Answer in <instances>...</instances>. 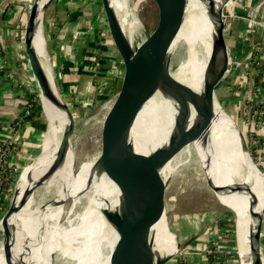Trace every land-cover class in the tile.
I'll return each mask as SVG.
<instances>
[{"label":"bare ground","instance_id":"6f19581e","mask_svg":"<svg viewBox=\"0 0 264 264\" xmlns=\"http://www.w3.org/2000/svg\"><path fill=\"white\" fill-rule=\"evenodd\" d=\"M109 1L131 49L140 46L136 45V36L143 32L144 25L132 10L130 0ZM228 2L185 0L182 3L183 21L169 53L175 56L181 48L185 52V59L171 71L181 91L179 104L163 89L152 93L147 79L149 49L139 52L125 68L143 104L130 134V141L138 153L170 154L200 121L205 93L222 67L223 57L213 48L218 38L220 14H224ZM170 5L177 8L178 1L172 0ZM35 44L39 60L47 64L45 36L41 29ZM48 71L52 73L50 68ZM44 110L49 132L43 135L41 156L22 170L21 189L25 188L27 178L44 172L61 154L65 120L47 104ZM114 114L113 101L103 121L100 153L76 171L75 157L71 154L61 175H55L38 189L42 190L39 199L36 190L23 211L12 219L19 229L17 243L10 250L14 264H53L56 255L74 260L76 264H135L140 252L141 231L122 211L125 205L122 188L138 189L130 173L127 150L115 125ZM72 166L75 174L71 176ZM187 169L195 170L204 182L210 177L218 190L217 200L225 207L231 206L237 217L240 264H254L256 228L264 216L262 171L247 153L244 137L235 122L218 101L205 136L160 169L166 190L172 177ZM52 193L54 198L46 202ZM82 200L86 206L77 223L62 227L65 207L62 203L70 201L71 210H74ZM43 207L45 210L41 211ZM167 214L165 209V214L153 225V249L161 256L177 253L176 238V244L169 243ZM119 220L122 223L118 226ZM2 247L0 243V264H5Z\"/></svg>","mask_w":264,"mask_h":264},{"label":"water","instance_id":"95a60500","mask_svg":"<svg viewBox=\"0 0 264 264\" xmlns=\"http://www.w3.org/2000/svg\"><path fill=\"white\" fill-rule=\"evenodd\" d=\"M57 0H34L30 5L29 15L23 31L24 53L27 65L31 75L36 82L41 97V107L44 110V104L53 107L65 120L63 130V142L61 144V154L54 163L51 164L44 172L27 178L25 188L21 189L20 180L15 183L6 200L5 208L0 217V243L3 245L5 264H14L10 250L17 243L18 227L12 223L16 214L23 211L29 197L55 175H61V171L71 154L72 139L76 131L77 118L72 108L65 100L53 73L48 71L49 66L43 64L38 57V51L35 44L39 29L44 32L45 18L49 10ZM158 9V24L155 30L148 35L146 41L140 46L131 49V46L121 27L120 20L116 11L113 9L109 0H101L103 10L102 33L99 34V43L101 44V55L99 58V69L102 75L111 76L110 89L115 93L114 99V122L122 135V139L127 150L129 169L133 181L138 190L131 188H122L125 196V205L122 211L125 216L141 231L140 252L135 264H177L178 254L196 242L199 235H194L184 244L177 241V253L173 256H161L154 252L153 249V225L163 214H165V194L166 188L159 171L186 147L202 139L208 132L213 117L214 106L218 101L217 92L221 83L227 78L232 68L230 60L231 49L227 43L226 30L227 22L223 13H221V22L218 29V38L214 44V51L222 55V67L214 76L210 83L205 97L203 106L200 110V121L178 145H176L170 154L153 152L149 155L138 153L130 141V134L133 126L143 107L142 98L139 96L135 84L125 73V68L133 61L139 52L144 49L150 50L147 61V79L148 85L153 94L159 88L165 90L178 104L180 103L181 91L177 80L171 74V48L175 41L176 35L183 21V5L185 0H177L178 7H171L172 0H153ZM225 19V21L223 20ZM51 70V68H50ZM52 72V70H51ZM219 102V101H218ZM48 123V121H47ZM49 132V125H46L45 134ZM43 134V135H45ZM247 153L250 155L245 143ZM38 155L36 158L41 156ZM35 158V159H36ZM252 159V157H251ZM76 160V158H75ZM253 161V160H252ZM76 163V162H75ZM262 174V172H261ZM206 182L215 193H218L210 177H206ZM216 197V196H215ZM65 202V201H64ZM62 204H66V203ZM225 207V206H224ZM227 208V207H226ZM229 209V208H228ZM45 210V207L41 211ZM231 211L230 217L237 220L234 211ZM125 219V217L123 216ZM168 218V214H167ZM234 221V220H233ZM169 222V219H168ZM122 221H118L119 226ZM264 238L263 219L256 228L254 264H262L264 258Z\"/></svg>","mask_w":264,"mask_h":264},{"label":"rangeland","instance_id":"374dc122","mask_svg":"<svg viewBox=\"0 0 264 264\" xmlns=\"http://www.w3.org/2000/svg\"><path fill=\"white\" fill-rule=\"evenodd\" d=\"M246 1L232 0L231 2L229 0V4L224 8V16L227 22V43L231 41L227 35V31L232 25L231 22L234 20L239 23L236 18L239 13H244L242 6ZM233 5L234 8H232ZM130 6L144 25L143 32L136 36V45H139L157 27L159 19L158 9L153 0H130ZM102 21L101 0H57L47 13L44 23L47 65L51 68L65 100L77 118L76 131L72 139V149L76 158L75 171L82 164L93 160L100 153L99 141L102 137L103 121L115 99V93L111 91L112 89L109 86L111 76L102 75L99 69L101 44L98 38L100 33L103 34ZM228 45L230 48V44ZM236 55L231 49L230 60L232 61V68L227 78L221 83L217 98L220 105H222L225 112L235 122L236 127L243 135L244 142L248 147L254 164L264 173L257 156H253L254 146L249 144L250 139L253 141L257 140L258 142L256 141V143L259 144L261 140L260 137L255 136L251 132L252 113L249 105L251 104V98L248 97V94L243 95L241 79L239 78V81H237L241 71L240 68L243 70L242 74L246 73V68L243 67V62L239 61V59L242 60L241 55ZM184 59V48H181L178 54L171 59V70H175ZM252 59H256V55ZM255 62L257 63L258 61ZM240 64L241 67L237 66ZM37 95H40L39 91ZM250 96L254 98L253 94ZM245 98H247V103ZM43 116L47 125L44 113ZM252 130L256 132L255 129ZM45 131H43L44 134ZM38 148L37 156L42 151V142H40ZM256 153L254 154L257 155ZM36 155L32 159H35ZM75 171L73 173L72 166L71 176L75 174ZM41 194L42 190L40 189L36 192V198L39 199ZM7 197L5 198V205ZM53 198L54 195L52 193L45 201L49 202ZM85 204L86 202L82 200L76 209L71 210L72 203L68 201L65 204L64 215L60 225L67 228L72 224H76L79 215L86 206ZM165 206L168 211L170 229L176 235L178 243L184 244L192 236L200 233L202 235V233L213 231L214 228L218 227L220 231L223 230L224 234L229 236L230 249L223 250L219 252L220 254H216L213 251L207 254L209 257L213 255L216 261L218 260L219 262L224 254L230 255L231 252H235L233 257L237 261L234 264H240L236 239V219H234V214L229 210L233 211V209L231 206L226 208L220 204L207 182L200 179L195 170H181L172 177L165 194ZM231 214L234 216L233 219L230 217ZM227 216L230 222H227ZM171 231H169V243H175V236ZM201 239L207 240L206 237ZM219 240L220 238L216 239L215 237L208 241L220 246ZM262 241L264 243V238ZM210 242H208V245ZM195 246L193 245L194 248ZM183 253L184 251L181 250L178 254L177 264H187L182 257ZM229 259L235 260L231 255ZM53 264H76V262L67 257L56 255Z\"/></svg>","mask_w":264,"mask_h":264},{"label":"crops","instance_id":"0c3cea01","mask_svg":"<svg viewBox=\"0 0 264 264\" xmlns=\"http://www.w3.org/2000/svg\"><path fill=\"white\" fill-rule=\"evenodd\" d=\"M262 1L247 0L242 6L244 13H239L236 18L239 23L233 20L227 31L231 39L228 42L230 48L237 55H241L242 60L239 59V61L245 62L256 55L257 61L261 60L264 64V28L262 26L264 7H260ZM33 2L34 0H0V49L2 51L0 57V147L9 138L19 140L22 146L17 152L12 153L10 158L20 167L28 165L33 160L32 158L38 153L37 149L44 134L43 131L35 129L27 118L17 124L19 117L23 114L22 97L31 98L38 92L36 82L27 65L24 50L19 48L29 15V7ZM232 11L235 12L234 9ZM240 69L237 81L243 73L242 68ZM247 70L251 69L246 68ZM259 72L264 83V72L260 70ZM259 72L257 70V73ZM259 135L263 144L257 150V159L264 169V128ZM260 178L264 181V175L261 173ZM197 235L201 237L194 245L207 241L201 239L206 237L205 232ZM215 237L220 238L218 243L222 248L219 247L221 251L230 249L229 236L225 235L223 230L219 229ZM192 247L193 245L183 250L182 257L187 264H213L207 253L192 251ZM225 264H234V261L228 258Z\"/></svg>","mask_w":264,"mask_h":264},{"label":"built area","instance_id":"2783aa9c","mask_svg":"<svg viewBox=\"0 0 264 264\" xmlns=\"http://www.w3.org/2000/svg\"><path fill=\"white\" fill-rule=\"evenodd\" d=\"M260 7H264V0L262 1ZM262 26L264 28V24ZM19 48L24 50L23 36L21 38ZM1 55H2V51L0 49V57ZM255 61H257V58L249 59L243 62V67L251 70H247L245 74H242L240 79H241V90L243 95L248 94V97L251 98V102H250L251 104H249L252 113L251 123H250L251 132L255 136L259 137L260 131L264 128V83L261 80L260 84H256V79L259 77L261 73L259 72V70L264 72V64L261 63V60H259L258 63H256ZM6 66L7 65H5V67ZM237 66L241 67V64ZM257 70L259 73H257ZM37 93L35 96H33L32 99L27 97H22V101L24 103L23 114L19 117L17 124H20L23 121V119L28 118L33 114L35 103L40 104L41 97L40 95H37ZM251 94L254 95V98L250 96ZM247 98H245L246 103H247ZM252 129H255L256 132H253ZM256 141L257 140H255L254 143H256ZM21 146L22 144L19 140H16L15 138H11V139L9 138L5 142H3L2 146L0 147V217L5 208V203H4L5 198L7 197V195L9 194L10 190L13 188L15 183L18 181L19 177L21 176L23 168L28 166L25 165V167L23 166L20 167L11 161L10 158L11 154L14 153L15 151L17 152L21 148ZM218 230H219L218 227H216L214 228L213 231L206 232L207 241L200 243L199 245L195 246V248L192 247L191 248L192 251H202L204 253L213 251L216 254L222 252L220 249L221 247L219 245L216 246L210 241H208L209 239L215 237L216 234H218ZM208 242H210L209 243L210 246L208 245Z\"/></svg>","mask_w":264,"mask_h":264},{"label":"trees","instance_id":"16d2710c","mask_svg":"<svg viewBox=\"0 0 264 264\" xmlns=\"http://www.w3.org/2000/svg\"><path fill=\"white\" fill-rule=\"evenodd\" d=\"M254 57H255V55H254ZM261 80H262L261 75H259V77L256 79V84H260V81ZM32 98L33 97H31L30 99H32ZM27 119H28V121L31 123V125L35 129H38V130H41V131H45V129H46V122H45V119H44V116H43L42 107H41V105L39 103H35L34 110H33V114L31 116H29ZM249 142H250L249 143L250 146L251 145L254 146V148H253V150H254L253 156L255 157L257 155H255L254 153L257 152L258 148L262 145V142H260V144L259 143H254V141L251 140V139H250ZM226 220H227V222H230V219H229L228 216L226 217ZM192 245H194V243ZM231 253H230V255L232 256V258L235 259L233 261L234 262L237 261V259L233 257L234 256L233 253H235V252H233L232 254ZM230 255L224 254L223 257L220 258L221 260L219 262H218V260L216 261V259L214 258L213 255H211L210 256V260L212 261L213 264H216V262H217V264H225Z\"/></svg>","mask_w":264,"mask_h":264}]
</instances>
